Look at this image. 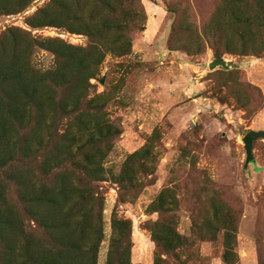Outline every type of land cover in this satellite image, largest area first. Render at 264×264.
I'll use <instances>...</instances> for the list:
<instances>
[{"label": "rangeland", "instance_id": "1", "mask_svg": "<svg viewBox=\"0 0 264 264\" xmlns=\"http://www.w3.org/2000/svg\"><path fill=\"white\" fill-rule=\"evenodd\" d=\"M50 1L38 0L24 13L1 16L0 39L9 29L20 28L36 38H59L72 45L88 46L85 36L51 27L33 31L28 26V17ZM220 3L142 0L147 19L133 35L132 54L124 58L109 56L98 80L91 81L94 88L88 100L106 92V98L97 105H104L108 121L120 133L102 163L104 172L94 183L97 197L103 201L104 239L98 264H108L114 213L132 223V264H155L158 249L150 229L160 220L173 225L191 242L170 258L174 264H264V139L255 143V162L250 165L244 144L251 131H264V54L260 58L224 55L222 59L232 67L226 71L239 70L229 84L225 73L212 74L223 68H209L217 59L212 46L206 44L204 52L195 55L170 47L180 8L190 7L193 24L203 33ZM187 37L192 41L190 35L178 40L185 42ZM219 48L225 51V43L221 42ZM32 64L42 73L52 71L56 57L37 50ZM60 98L66 99L67 94ZM49 117L53 119L54 113ZM66 122L58 124L60 134H64ZM28 125L27 119L23 127ZM24 128L21 134L27 133ZM52 135L53 130L44 132L47 148ZM70 135L80 134L73 129ZM24 139H28V149L32 146V156L37 154L41 145L36 144L37 137ZM20 140L11 131L0 147V197L7 199L19 196L15 183L24 184L25 192L33 196L56 177L45 175L41 163L15 168L12 158L27 149ZM146 145H151L152 151L127 165L130 156ZM47 148L42 159L52 162L53 167L55 154ZM91 155L95 165L100 157ZM92 169L97 170L95 166ZM120 179L130 183L129 188H122ZM167 188L175 189L176 201H172L176 204L163 216L154 212L153 204ZM215 197L222 198L220 219L228 216L230 207L237 218L238 231L228 251L222 232L208 240L194 233L196 223L216 217L212 204Z\"/></svg>", "mask_w": 264, "mask_h": 264}, {"label": "trees", "instance_id": "2", "mask_svg": "<svg viewBox=\"0 0 264 264\" xmlns=\"http://www.w3.org/2000/svg\"><path fill=\"white\" fill-rule=\"evenodd\" d=\"M36 1L0 0V17L24 13ZM178 14L170 39L173 51L202 54L208 44L216 58H260L264 54V0H221L203 33L193 24L190 7L180 8ZM146 19L142 0H51L28 17V26L33 31L64 29L87 37L88 46L72 45L59 38H36L20 28L9 29L0 39V147L8 141L11 131L16 132L27 149L24 148L25 154L12 158L15 168L37 167L41 163L45 175L56 174L55 181L45 183L38 195L29 196L24 184L15 183L20 197H0V264H98L104 239L103 201L97 197L94 183L104 172L102 163L120 133L108 121L104 105H97L106 98V92L88 100L94 88L91 81L98 80L109 56L124 58L132 54L133 35ZM183 35L192 36V41L187 37L189 42H180L178 37ZM221 42L226 45L223 52L219 48ZM37 50L56 57L54 70L42 73L33 66ZM220 72L233 84V74L239 70L212 74ZM64 94L67 98L63 100L60 97ZM50 112L55 115L53 119ZM27 119L29 125L24 128ZM62 120H67L64 134L58 131ZM23 128L26 134H21ZM73 129L80 135L71 136ZM51 130L54 135L48 148L55 154L53 167L52 162L42 159L47 148L44 132ZM34 136L36 144L41 145L32 156V146L28 149V139L24 138ZM151 151V145H146L130 156L127 165ZM93 153L100 157L95 165L91 160ZM123 181L126 182L120 179L121 187L129 188L131 184ZM174 192V188H167L159 195L153 204L155 213L170 214L169 208L176 204L172 201ZM221 199L212 200L216 217L196 223L194 233L208 240L222 232L228 251L233 234L238 231L237 218L230 207L228 216L220 219ZM164 223L160 220L150 229L158 249L155 264H174L170 258L191 242L173 225ZM112 228L108 264H132L131 221L114 213Z\"/></svg>", "mask_w": 264, "mask_h": 264}, {"label": "water", "instance_id": "3", "mask_svg": "<svg viewBox=\"0 0 264 264\" xmlns=\"http://www.w3.org/2000/svg\"><path fill=\"white\" fill-rule=\"evenodd\" d=\"M209 68L211 71H215L218 68H223L224 70H230L232 67L222 58H217L214 62L210 64ZM102 84L103 85L105 84V80L102 81ZM262 139H264V131H251L244 138L248 165L253 164L255 162V157H254L255 143Z\"/></svg>", "mask_w": 264, "mask_h": 264}]
</instances>
